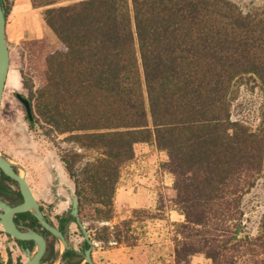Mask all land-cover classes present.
Masks as SVG:
<instances>
[{
  "label": "trees",
  "instance_id": "1",
  "mask_svg": "<svg viewBox=\"0 0 264 264\" xmlns=\"http://www.w3.org/2000/svg\"><path fill=\"white\" fill-rule=\"evenodd\" d=\"M30 1L60 42L32 94L33 118L99 154L80 171L81 153L62 156L81 206L113 219L135 144H153L167 155L170 203L184 217L174 224V263L202 254L209 264H264V209L246 229V197L253 192L264 207L254 194L264 171V106L253 126L233 113L239 79L253 76L264 89V3L245 11L234 0ZM110 233L103 226L97 238Z\"/></svg>",
  "mask_w": 264,
  "mask_h": 264
},
{
  "label": "rangeland",
  "instance_id": "2",
  "mask_svg": "<svg viewBox=\"0 0 264 264\" xmlns=\"http://www.w3.org/2000/svg\"><path fill=\"white\" fill-rule=\"evenodd\" d=\"M234 1L245 11L264 3V0ZM16 4H20V10L15 9L11 14ZM4 5L8 18L10 69L0 107V147L14 161L21 162L33 173L41 171V166L50 168V165L55 164L76 186L74 178L65 169L63 154L67 151L81 153L83 156L76 167L80 171L88 161L99 155L98 152L81 148L66 134L49 131L40 120L30 121L23 103L15 96V92H20L28 97L35 111L32 94L46 83V56L60 47V42L43 22L42 7L36 10L24 7V0H4ZM234 97V115L243 117L251 126L256 125L258 111L264 106V89L258 80L250 75L243 76L237 81ZM144 145V148L135 150L133 160L122 169L118 184L120 195L118 206H115L114 199L113 219L107 221L96 218L94 204L82 206L86 226L91 228L97 264H129V260L134 261L133 264H175L171 257L174 224L183 218L179 213L170 211L173 208L170 203L173 178L161 167L164 154L153 144ZM123 185L131 187L130 192L126 188L122 189ZM255 193L264 197V171ZM130 194L134 196L133 203H147L146 206L134 207L139 209L136 214L133 213V207L127 205ZM246 199L249 203L246 215L250 218L246 229L253 232L264 207L259 202L253 204V192ZM125 215L133 217L131 225L124 222L128 218ZM106 225L111 232L109 239H98L97 234ZM118 230L121 232L118 233ZM119 234L122 238L135 236L136 244L117 243ZM16 254L20 255L24 264L25 255L18 250ZM193 263L209 264L210 260L194 258Z\"/></svg>",
  "mask_w": 264,
  "mask_h": 264
},
{
  "label": "flooded vegetation",
  "instance_id": "3",
  "mask_svg": "<svg viewBox=\"0 0 264 264\" xmlns=\"http://www.w3.org/2000/svg\"><path fill=\"white\" fill-rule=\"evenodd\" d=\"M0 151L11 159L13 163H16L13 164V168L18 174L25 176L44 219L62 233L67 243L65 247L61 238L47 229L35 217L32 211L27 210L15 213L13 219L19 230L27 231L33 229L45 239L46 248L39 264H89L84 262V260L85 251L90 247V255L95 262L94 240L91 228L87 227L84 221L82 206L76 194V186L73 185L72 180L65 177L64 173L59 171L55 164L50 165V168L41 166V171L33 173L21 162L20 164L23 166V169L19 167L17 165L19 161H14L1 147ZM29 175L32 177L31 179ZM71 192L78 199V216L72 213L73 199L70 195ZM0 198L11 206L23 202L18 182L6 175L1 168ZM79 221L85 225L89 239L92 241L91 243L86 239ZM34 246V240L18 239L6 232L2 224H0V264H23V259L19 257L20 255L16 254L17 250L20 254L25 255L24 264H26L28 259L26 249L33 250Z\"/></svg>",
  "mask_w": 264,
  "mask_h": 264
},
{
  "label": "water",
  "instance_id": "4",
  "mask_svg": "<svg viewBox=\"0 0 264 264\" xmlns=\"http://www.w3.org/2000/svg\"><path fill=\"white\" fill-rule=\"evenodd\" d=\"M6 25H7V12L4 4L0 1V107H1L6 81L10 69V50L7 39V33H6ZM15 96L23 103L27 111V116L32 121L34 119L33 110L29 98L20 92H15ZM13 164L16 163H13L11 159H9L6 155H4L0 151V168L6 175L15 179L18 182L21 194L23 196V202L15 206H11L9 203H7L6 201L0 198V208H1L0 224H2L6 232L17 237L18 239L34 240L35 246L33 250L26 249V253L28 255L26 264H39L40 259L43 253L45 252V248H46L45 239L42 235H40L38 232H36L33 229H29L27 231L19 230L13 219L15 213L21 211H27V210L32 211L35 217L47 229H49L51 232H53L55 235L61 238L65 247L67 246V243L62 233L44 219V216L39 208L38 202L35 196L33 195V192L29 184L27 183L25 176L18 174L14 170ZM17 165L23 169V166L20 163H17ZM70 195L73 199L72 213L75 216H78V199L73 194V192H71ZM79 224L81 226L82 231L84 232L86 239L88 240L89 243H91L92 241L89 239V234L85 225L81 221H79ZM90 253H91V247L86 249L85 251L84 262H87L89 264H96L91 258Z\"/></svg>",
  "mask_w": 264,
  "mask_h": 264
},
{
  "label": "crops",
  "instance_id": "5",
  "mask_svg": "<svg viewBox=\"0 0 264 264\" xmlns=\"http://www.w3.org/2000/svg\"><path fill=\"white\" fill-rule=\"evenodd\" d=\"M31 4H32V3H31L30 0H24V7H30V9H34V10H36L37 8H34ZM18 6H20V4H16V5H15V7L13 8V10H11V11H12L11 14L13 13V11L15 12V9L20 10V7H18ZM7 26H8V18H7V25H6V33H7V29H8ZM7 36H8V35H7ZM7 39H8V37H7ZM144 144H145V143H137V144H135V150H138V149L144 148V147H145ZM160 152L164 154L163 161L166 160V158H167L166 153H165L164 151H160ZM129 184H130V183H129ZM123 188H126L125 190H127L128 192H130V190H131V189H130L131 187H129V186L127 187V186H125V185L122 186V189H123ZM118 191H119V188L117 187V191H116V194H115V197H114V199H115V206H116V204H117L118 197H119V195H120V194H118ZM134 194H135V193H134ZM128 200H129V201L127 202V205H128V206L131 205V207H133L132 210L136 209V208H134V207H137V206H146L145 204H147V203H143V204H135V203H133V202H134V196H131V194L129 195ZM151 204H152V202L149 203V205H151ZM149 205H148V206H149ZM117 206H118V204H117ZM170 211H175V212L179 213L177 210H175V209H173V208H171ZM179 215L182 216V218H184L182 214L179 213ZM129 216H130V215H125V217H128L127 219L131 218V216H130V217H129ZM182 220H183V219H182ZM129 247H130V246H129ZM172 251H173V253H172L171 257L174 258V247H173V250H172ZM201 257H203V258L206 259V260H209V259L205 258L204 255H202V254H197V255H193V257H192V262H193L194 258H201ZM133 263H134V261L129 260V264H133Z\"/></svg>",
  "mask_w": 264,
  "mask_h": 264
},
{
  "label": "bare ground",
  "instance_id": "6",
  "mask_svg": "<svg viewBox=\"0 0 264 264\" xmlns=\"http://www.w3.org/2000/svg\"><path fill=\"white\" fill-rule=\"evenodd\" d=\"M42 38H43V37H42ZM41 40H42V39H41ZM39 41H40V39H39ZM42 42H43V41H42ZM42 42H41V43H42ZM39 43H40V42H39Z\"/></svg>",
  "mask_w": 264,
  "mask_h": 264
}]
</instances>
